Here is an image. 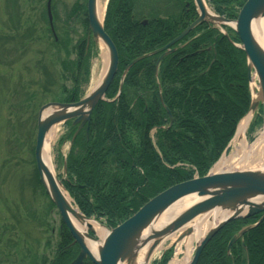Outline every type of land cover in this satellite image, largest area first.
Here are the masks:
<instances>
[{
  "label": "trees",
  "instance_id": "16d2710c",
  "mask_svg": "<svg viewBox=\"0 0 264 264\" xmlns=\"http://www.w3.org/2000/svg\"><path fill=\"white\" fill-rule=\"evenodd\" d=\"M18 1L7 0L4 4L11 10V33L0 37L1 54L9 53L7 40L12 46L10 52H32L34 44L40 41L35 26L23 19ZM245 2L207 0L216 14L229 20L237 17ZM150 7L151 0H110L104 27L113 37L119 57L117 72L105 95L113 100L99 102L88 128L80 129L74 138L76 126L71 121L65 123L67 133L60 140V144L65 138L72 140L62 185L85 217L108 228H115L165 189L191 179L192 172L186 167H195L199 176L205 175L226 148L250 105L243 51L207 24L184 37L188 40L195 36L194 39L162 58L156 77V54L134 64L115 98L125 66L166 43L195 15H187L184 21L180 13L168 14L165 19H153L146 24L130 19L135 8L146 13ZM51 8L54 13L52 4ZM41 20L49 40L45 38L47 45L68 57L75 55L72 60L61 62L60 77L72 86L59 87L65 93L63 102H75L82 97L80 89L90 75V58L97 52L92 40L87 41L86 7L78 2L70 7L61 27L62 36L54 25L57 40L51 34L46 13ZM68 21H78L81 28V38L75 43L72 34L76 31L67 29ZM225 29L232 41L239 44L237 35ZM45 76L42 86L52 88L56 82L46 72ZM164 106L172 116L171 123ZM260 122L255 118L251 129ZM32 178V185L42 187L37 171ZM259 216L226 223L205 245L197 264H264V220L235 241L227 253L232 236ZM72 241L61 221L53 259L48 262L45 256L39 257L30 264H69L79 250ZM171 253L167 251L158 264H166ZM83 264L93 263L86 260Z\"/></svg>",
  "mask_w": 264,
  "mask_h": 264
},
{
  "label": "water",
  "instance_id": "95a60500",
  "mask_svg": "<svg viewBox=\"0 0 264 264\" xmlns=\"http://www.w3.org/2000/svg\"><path fill=\"white\" fill-rule=\"evenodd\" d=\"M193 2L198 17L164 47L133 59L123 71L118 93L122 89L128 70L138 61L163 52L157 60L156 66H158L163 56L174 51L169 48L199 24L208 23L215 28L227 26L238 36L240 44L235 46L244 52L248 78L250 79L253 73L258 84L257 92H255L254 85L250 82L252 99L249 112L255 113L261 107L264 125V48L252 31L253 22L264 19V0H246L234 20H227L210 12L204 0H193ZM50 4L51 0H47L48 23L56 39ZM86 13L91 38L95 43H101L107 51L106 69L97 85L77 102H49L41 106L38 112L34 146L39 180L61 221L68 228L73 243L79 246L77 256L69 264H82L87 258L93 264H148L154 252L169 236L178 233L175 240V243H178L189 236L194 231V226L203 218L215 213H223L217 221L213 222L201 241L196 242L189 264H197L204 246L226 223L238 218L260 215L254 224L242 227L233 235L227 245V253H229L235 241L264 220V168L209 173L203 177L175 184L148 200L135 214L116 228L107 231L102 242H98L90 234L94 233V230L89 223L86 229H79L72 222L71 216L82 222L90 221V219L74 208L54 172L45 163L43 151L46 136L55 125L69 120H73L74 125L78 124L76 133L85 124L88 125L95 106L100 101H106L104 95L114 78L118 65L116 48L98 19L97 0H87ZM143 22L145 23L146 20ZM165 109L170 116L168 109ZM187 197L194 198L193 203L178 212L172 219L164 218L165 212Z\"/></svg>",
  "mask_w": 264,
  "mask_h": 264
},
{
  "label": "rangeland",
  "instance_id": "374dc122",
  "mask_svg": "<svg viewBox=\"0 0 264 264\" xmlns=\"http://www.w3.org/2000/svg\"><path fill=\"white\" fill-rule=\"evenodd\" d=\"M5 2L7 0H0V37L5 36L6 33L8 35L11 33L9 27L10 8H5ZM76 2L86 4V0H52L53 23L61 36V27L67 20V13ZM17 4L20 6V12L24 14L23 19L35 26L36 37L40 38V41L37 40L36 45L34 44L32 52L20 50L10 52L12 46L8 40L6 44H9V53L1 54L2 49H0V264H30L35 258L44 256L49 262L57 251L61 218L55 207L51 206L43 188L39 184L32 185L29 182V180H33V174L37 171L34 151L31 146L34 147L35 144L37 118L41 106L57 100L60 103H65L63 102L65 93L60 91L59 87L64 88L66 86L69 89L72 84L69 81L66 83L65 79L60 77L61 62L75 58L74 53L68 57L61 51L56 52L47 45L46 40L48 42L49 40L46 38L45 25L41 20V15L45 16L46 13V0H19ZM66 23L68 30L72 28L76 31L72 34L74 43L80 40L79 22L70 23L68 21ZM0 45L3 44L0 42ZM97 46V55L90 58L91 73L89 72L90 75H88L86 83L80 89L82 91L81 96L91 91L99 79V75L105 70L103 56L106 57L107 51L103 45ZM45 72L49 79L56 82L52 88L42 86L47 79ZM252 81L257 89L258 85L254 75H252ZM34 94H36L35 98ZM119 95L120 93H116L115 98ZM255 114L251 113L252 119ZM252 119L244 136L248 145L254 143L264 130V125L261 122L251 129L254 122ZM67 129L63 125H59L55 137L48 141L47 158L59 182L65 175L61 159L67 155L70 146L67 138L60 144V140L66 136ZM150 135H153V132ZM152 141L154 142L156 139L152 138ZM235 145L236 143L234 144L232 141L226 156L232 152ZM262 147H264V142ZM216 163L218 162H215L209 170L214 171ZM186 168L192 172L191 179L196 176L202 177L199 176L195 167L188 166ZM233 170L240 169L235 168ZM64 193L69 198L65 189ZM69 199L73 200L71 197ZM74 208L76 207L74 206ZM95 234L98 242H102V236L96 232ZM178 235V233H174L169 236L162 247L154 252L148 264H158L162 258V253L173 247L166 262L169 264L176 254L178 243H175V240ZM195 245L196 242L192 246L191 258Z\"/></svg>",
  "mask_w": 264,
  "mask_h": 264
},
{
  "label": "bare ground",
  "instance_id": "6f19581e",
  "mask_svg": "<svg viewBox=\"0 0 264 264\" xmlns=\"http://www.w3.org/2000/svg\"><path fill=\"white\" fill-rule=\"evenodd\" d=\"M105 4H106V0H97V15L100 21L105 12ZM252 31L256 39L260 43V45L264 48V19L255 20L252 25ZM103 58H104V65L106 67L108 61L105 55L103 56ZM103 73L104 71L99 75L98 77L99 79L97 80L96 84L102 78ZM250 120H251V113H249L245 118H243L239 122L236 135L234 136V141H233L234 144L236 143V145L228 156H224L218 161V163L214 167L215 172L227 171L228 169H232V168L233 169L238 168L240 170H244L247 168H251V169L264 168V147H262V143L264 142V130L260 133L256 141H254V143L250 145L246 143L244 138ZM56 131H58L57 127H53L48 132L46 136L47 141L44 145V151H43L44 161L51 170L52 168L50 167L49 159L47 158L48 141L51 138L55 137ZM193 201L194 198L192 197L183 198L182 200L175 203L174 206L170 208L167 212H165L164 218L167 220L172 219L173 217H175V215H177L178 212H180L186 206L193 203ZM222 214L223 213H215L211 216H207L203 218L200 222H198V224H196L193 228L194 231L189 236L185 237L183 240L178 242L176 254L174 255L175 257L170 261L169 264H189L191 254L193 251L192 248L193 243L198 242L204 236V234L213 224V222L217 221L222 216ZM71 219L72 222L79 229H86L87 223H89L90 226L94 229V231L98 235H101L103 237L106 234V230L93 220L82 222L81 220L75 219L73 216H71ZM160 248L161 246L158 247V249Z\"/></svg>",
  "mask_w": 264,
  "mask_h": 264
},
{
  "label": "flooded vegetation",
  "instance_id": "af4514ba",
  "mask_svg": "<svg viewBox=\"0 0 264 264\" xmlns=\"http://www.w3.org/2000/svg\"><path fill=\"white\" fill-rule=\"evenodd\" d=\"M109 2H110V0H109ZM193 5L194 4H193L192 0H151L150 10H147V12L144 13L143 10L139 11L140 8H135L134 12H132V14L130 16V19L134 20V21L138 20L140 23L146 24L150 20H153V19H165V17H167L168 14L177 15V13H180L181 15H179V17L181 19H183L184 21L187 20V18H188L187 15L195 14L192 21H190V23H192L196 18V13H195L196 11H195V8ZM106 11H107V9H106ZM145 20H146V22L144 23L143 21H145ZM104 29H105V32L107 33V35L110 37L111 41L113 42L114 46L116 47V50L118 53V47L114 43L113 37H111L109 31H106L105 27H104ZM180 32L177 33L174 37H172L170 40H168L166 43H164L163 45H161L160 47H158L155 50H158V49L164 47L165 45H167L168 43H170L173 39H175L180 34ZM194 38H195V36H193V37L189 36L188 40H184V38H183L178 43H174L171 46V48H169V49L177 50L178 48H181L184 44H186L187 42L191 41ZM155 50H153V51H155ZM150 52H152V51H150ZM161 53L162 52L156 54V57H155V69L156 70L159 67L158 66L156 68V63H157V60H158L159 56L161 55ZM118 57H119V54H118ZM161 60L159 61V63L161 62ZM120 78H121V76H120ZM117 93H118V91H117Z\"/></svg>",
  "mask_w": 264,
  "mask_h": 264
}]
</instances>
